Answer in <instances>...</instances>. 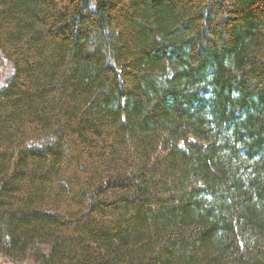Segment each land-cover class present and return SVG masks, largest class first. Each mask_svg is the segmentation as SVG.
<instances>
[{
	"label": "trees",
	"instance_id": "trees-1",
	"mask_svg": "<svg viewBox=\"0 0 264 264\" xmlns=\"http://www.w3.org/2000/svg\"><path fill=\"white\" fill-rule=\"evenodd\" d=\"M0 55L3 257L264 264V0H0Z\"/></svg>",
	"mask_w": 264,
	"mask_h": 264
},
{
	"label": "rangeland",
	"instance_id": "rangeland-1",
	"mask_svg": "<svg viewBox=\"0 0 264 264\" xmlns=\"http://www.w3.org/2000/svg\"><path fill=\"white\" fill-rule=\"evenodd\" d=\"M0 66H1V74H0V86L3 85L6 81V78L12 72V65L6 61L0 55ZM31 255L26 254L19 259H8L3 257L0 254V264H39L35 259L30 257Z\"/></svg>",
	"mask_w": 264,
	"mask_h": 264
}]
</instances>
